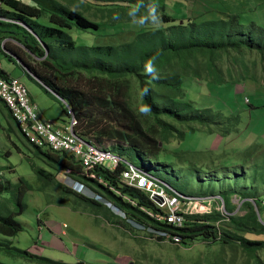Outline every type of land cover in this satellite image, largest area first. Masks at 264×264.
Returning a JSON list of instances; mask_svg holds the SVG:
<instances>
[{
	"label": "rangeland",
	"instance_id": "obj_1",
	"mask_svg": "<svg viewBox=\"0 0 264 264\" xmlns=\"http://www.w3.org/2000/svg\"><path fill=\"white\" fill-rule=\"evenodd\" d=\"M23 1L29 3V0ZM39 1L49 3V0ZM52 1L100 25L98 30H66L79 47L118 45L129 40L131 29L138 30L137 26L125 25L126 22L120 24L124 19L116 17L111 20L108 11L111 6L108 4L93 0ZM150 1L159 13L164 12L179 20H217L238 15L246 26L255 22L264 29V0ZM16 20L30 27V24L20 19ZM43 22L51 26L48 19H41L39 23L46 25ZM119 32L122 33L110 37ZM2 34L0 32V40ZM8 36L18 41L23 39L22 34ZM51 47L48 53L57 65L68 68L82 61L79 51L55 42ZM85 56H91L92 60L95 58L92 54ZM43 60L39 62L41 65ZM200 60L203 79L182 78V93L178 100L189 102L199 109H212L215 113H221L222 117L211 125L212 133H209L210 129L198 126L196 133L188 134L186 124L165 118L186 133L184 141L172 138L170 143L159 145L154 154L139 151L129 143H124L118 133L126 129L133 134L137 126H141L151 137L161 136L155 117L143 103L139 80L132 75L116 79L110 75L77 69L79 77L84 76L87 82L77 86L75 92L85 95L90 106L86 110L76 109L75 112L80 119L87 114L101 121L99 126L88 129L90 139L96 145L123 154L137 167L160 177L158 179H163L168 193L175 189L183 195L190 194L193 195L190 197L197 198L222 197L232 193L229 198L234 208L241 206L240 212L232 216L241 219L254 211L252 200L249 199L259 200L264 193V59L256 49L245 52L242 57L236 52L224 54L219 64L224 78L221 85H216L208 78L206 60L202 57ZM0 64L7 73L22 79L42 116L47 119L45 121H67L64 102L59 94L31 79L2 45ZM55 72L59 74L58 70ZM93 78L95 81L89 82ZM246 100H250L249 104H246ZM251 102L259 104V107L248 109ZM238 114L242 121L231 135L224 137L218 134L217 129L223 128ZM8 116V111L4 112L0 108V181L16 185L24 178L31 190L24 198L25 212L16 217L24 230L15 237L0 234V242H11L13 247L29 250L62 264H264V249L250 253L239 243L241 238L264 240V235L237 232L228 224L229 221H225L228 219L219 222L221 233L229 240L228 243H210L206 238L198 237L174 245L151 239L137 224H129L122 219V215L111 213L110 205L98 210L73 195L65 194L57 187V184H68V180L64 182L66 178L63 179V175H52V182L34 170L35 165L51 172L43 163L29 160V157L33 159L29 144L19 138L21 133L18 125ZM128 120L132 127L128 126ZM52 156L55 161L56 156ZM4 197L9 198L10 193L1 195L0 200ZM154 204L162 212L163 209ZM234 210L228 211L234 213ZM0 262L35 264L5 252H0Z\"/></svg>",
	"mask_w": 264,
	"mask_h": 264
},
{
	"label": "trees",
	"instance_id": "obj_2",
	"mask_svg": "<svg viewBox=\"0 0 264 264\" xmlns=\"http://www.w3.org/2000/svg\"><path fill=\"white\" fill-rule=\"evenodd\" d=\"M0 1L12 10V12H9L0 9V15H9L13 19H20L26 24H30V28L34 30L37 38L25 28L16 24L0 23V32L13 35L22 34L23 39L20 43L29 52L39 58L46 56L41 68H36L31 62L27 63L21 59L29 70L36 74L47 87L58 93L62 99L70 100L69 103L75 111L81 108L86 110L90 106V101L85 95L75 92L77 86L87 82L84 76L79 77L77 69L88 73L97 72L100 75H110L116 79L127 75L138 78L143 103L146 109L155 117L156 125L161 130V136L160 138L151 137L141 126H137L133 130V134L123 129L118 133V137L124 143H129L139 151L146 153L151 152V154H154L159 145L170 143L172 138H175L176 141L186 139V133L167 122L165 118L176 123L186 124L188 134H193L197 132L198 126L210 129L209 133H212L211 125L222 117L221 113H215L212 109H199L189 102L178 100L181 98L182 93V78L203 79L202 71L199 68L200 57L206 60L208 78L216 85H221L224 82L219 68L224 54L236 52L237 55L242 57L245 52H253L256 49L264 59V29L257 26L255 22L246 26L241 22L238 15H228L217 20L198 21L195 18L185 21L164 12L159 13L155 4L150 0H93L111 6L108 9L111 20L116 19V17L124 19L125 21H120V24L126 22L125 25L137 26L138 30L131 29L129 40L121 44L86 48L79 47L72 35L66 32V30L88 31L99 29L100 25L91 22L81 13L70 10L52 0H49V3H43L39 0H29V3L23 0ZM153 17H159L160 22L156 24ZM35 19H48V22L53 26L40 24ZM121 33L111 34L110 37ZM53 42L68 49L79 51L82 54V61L68 68L57 65V62H54L52 57L47 54V52H51ZM95 49L96 51H94ZM84 54H92L95 58L92 60L91 56L86 57ZM153 57H155L154 60ZM149 68L152 70L149 71ZM56 70L59 71V74L55 72ZM92 81H95V78L89 80V82ZM159 95H163L165 98ZM249 102L250 100L246 104H249ZM1 103L8 110V117L16 123L9 109L3 102ZM250 105L248 109L259 107V104L254 105L252 102ZM244 110L246 111L245 108ZM76 116L78 119L76 132L90 139L91 133L88 129L99 126L101 121L92 119L87 114L83 115L82 119L79 118L77 113ZM241 121L240 114L232 117L223 128L217 129L218 134L224 137L230 136ZM130 124L131 122L128 120V126ZM35 154L51 170L49 172L34 165V170L41 177L50 179L53 182L52 175L57 177L62 173L72 180L87 185L100 196V199L96 200V197L77 193L64 183L62 185L57 184V187L65 194L73 195L79 201L98 210L107 208V204L110 205V211L122 215L123 218H121L129 224L134 223L150 230L172 232L179 235L183 239V243L195 240L198 237L206 238L209 242L228 243L229 241L222 233L218 236L216 222L219 223L221 220L227 219L221 214L187 216L186 224L180 228L155 221L147 212L158 214L160 210L155 206L149 195L139 189L123 185L116 179L123 167H120L121 169L119 168L116 172H109L104 169L95 171L96 175L105 179L110 187L108 188L98 183L91 176L78 175V162L64 154L36 147ZM52 154L56 156L55 161ZM119 155L123 156L120 153ZM30 190L31 186L24 178H21L16 185L12 182L4 183L0 181V196L10 193L9 198L4 197L0 200V234L3 236L15 237L24 230L23 224L16 217L25 212L24 198ZM230 195L232 193L220 196L225 203L226 211L230 213L229 219L225 221H229L228 224L237 232L264 235V225L260 222L255 210L248 212L241 219L232 216L236 208L230 201ZM256 201L259 205V201ZM227 209L235 210L232 213ZM148 234L150 238L164 242L161 237ZM239 243L241 247L250 253L264 249V240L241 238ZM0 252L26 259L35 264H62L33 254L29 250L13 247L11 242H0ZM0 264L6 263L0 262Z\"/></svg>",
	"mask_w": 264,
	"mask_h": 264
},
{
	"label": "built area",
	"instance_id": "obj_3",
	"mask_svg": "<svg viewBox=\"0 0 264 264\" xmlns=\"http://www.w3.org/2000/svg\"><path fill=\"white\" fill-rule=\"evenodd\" d=\"M0 21L22 25L16 19L1 15ZM0 100L9 109L21 134L30 145L43 150L50 149L74 159L79 164L78 175L91 176L98 183L110 188L105 179L96 175L95 171L104 169L109 172H116L120 167H123L120 168L121 171L116 179L123 185L145 192L153 202L163 209L158 214L147 212L155 221L180 228L186 224L187 216L221 214L229 219L230 213L226 211L225 203L220 196L197 198L169 189L170 193H168L163 180L137 167L125 156L98 147L89 138L76 132L78 119L74 108L67 101L63 100L67 124L65 127H58L54 122L45 121L40 116L38 105L33 101L26 85L18 78H5L0 75ZM66 180H68L67 185L77 193L82 194L86 191V193L92 194L93 197H100L96 192H91L92 190L87 185H77L71 178ZM154 199H157L158 202ZM251 200L260 222L264 225V195L258 200L259 205L255 201L256 199ZM237 207L234 214L240 212L241 206L238 205ZM140 228L147 233L154 234L156 237H161L164 242L170 244L177 245L183 242L179 235L172 232L150 230L145 227ZM216 228L219 235H221L220 226L217 222Z\"/></svg>",
	"mask_w": 264,
	"mask_h": 264
},
{
	"label": "crops",
	"instance_id": "obj_4",
	"mask_svg": "<svg viewBox=\"0 0 264 264\" xmlns=\"http://www.w3.org/2000/svg\"><path fill=\"white\" fill-rule=\"evenodd\" d=\"M0 9H2V10H6V11H9V12H12V10H10L7 6H5L1 1H0ZM1 16H5V17H7V18H11L9 15H1ZM13 19V18H12ZM38 23L39 22H41V19H35ZM0 23H7V22H3V21H0ZM44 24H46L45 22H43ZM49 23V22H48ZM8 24H12V23H8ZM41 24V23H40ZM50 24V23H49ZM17 25V24H16ZM24 25L25 24H23L22 23V25H18V26H23L24 27ZM47 25V24H46ZM51 25V24H50ZM26 26V25H25ZM47 26H49V25H47ZM51 26H53V25H51ZM27 27V26H26ZM25 28V27H24ZM29 28V32L35 37V38H37V35H36V33L34 32V30L33 29H31L30 27H28ZM26 29V28H25ZM2 34V33H1ZM3 35V38L0 40V45H2L3 46V48L6 50V52L8 53V54H10L12 57H14L18 62H19V64L21 65V67H22V69H24L28 74H29V77L31 78V79H33V80H36V81H39L43 86H45V87H47L45 84H44V82L42 81V80H40L39 79V77L36 75V74H34L33 72H31L30 70H29V68L26 66V64L24 63V61L23 60H25L27 63H29V62H31L32 63V65L34 64V65H38V67H36V68H41V64L39 63L41 60H43V59H45V57L46 56H44V57H41V58H39V57H37V56H35L34 54H32L31 52H29L28 51V49L27 48H25L24 46H23V44L22 43H20V41H18L17 39H15V38H13V37H10V36H8L9 34L8 33H3L2 34ZM7 40V41H6ZM6 41V42H5ZM5 42V44L3 45V43ZM52 45V44H51ZM51 49H52V47H51ZM21 50V51H20ZM47 54H49L48 52H47ZM23 60H22V59ZM52 59H53V57H52ZM33 65V66H34ZM35 67V66H34ZM0 75L1 76H3V77H5V78H18V79H20L21 81H22V79L21 78H19V77H15V76H12L11 74H9V73H7V71H5L4 69H3V65H1L0 64ZM23 82V81H22ZM30 92V91H29ZM54 93H56L55 91H53ZM244 93V92H243ZM245 94V93H244ZM30 95H31V93H30ZM31 97H32V95H31ZM59 97L62 99V97L59 95ZM32 99H33V101L35 102V100H34V98L32 97ZM62 100H64V99H62ZM65 101H67V100H65ZM2 102V101H1ZM0 102V108H1V110L2 111H8L5 107H4V105L2 104ZM36 103V102H35ZM37 104V103H36ZM38 108H39V106H38ZM39 113H40V116L44 119V120H47V119H45L43 116H42V114H41V112H40V108H39ZM6 117V116H5ZM6 120H7V117H6ZM8 121V120H7ZM55 124H56V126H58V127H65L66 126V124H67V121H66V119H59V121L58 120H54L53 121ZM2 126V125H1ZM3 127H5V126H3ZM21 135V134H20ZM19 138L20 139H22L23 141H26V143H28V141L21 135V137L19 136ZM29 144V143H28ZM29 148H30V150L32 151V156H33V159H31V157H29V160H32L33 162H35V163H37L38 164V162H41V163H43L38 157L39 156H37V154H35V148H34V146H32V145H30L29 144ZM44 164V163H43ZM60 175H63L64 177H63V179L64 178H70V177H68L67 175H65V174H59L57 177H59ZM65 179V180H66ZM64 180V181H65ZM79 184H83V183H81V182H79V181H77ZM63 183V182H62ZM264 195V193L259 197V199L262 197ZM91 197V196H90ZM251 199H255V198H251ZM251 199H249V200H251ZM111 212V211H110ZM112 213V212H111ZM110 215H114V214H110ZM115 216V215H114ZM124 231H126L127 232V230L126 229H124ZM130 232V231H129ZM218 236H220L219 234H218ZM153 239V238H152ZM210 243H212V242H210ZM81 264H85V263H81Z\"/></svg>",
	"mask_w": 264,
	"mask_h": 264
},
{
	"label": "clouds",
	"instance_id": "obj_5",
	"mask_svg": "<svg viewBox=\"0 0 264 264\" xmlns=\"http://www.w3.org/2000/svg\"><path fill=\"white\" fill-rule=\"evenodd\" d=\"M143 19H144V17L141 19L142 22H143ZM153 20L155 21L156 24H158V23L160 22V21H159V17H153ZM154 59H155V57H153V60H154ZM151 70H152V69L149 68V71H151ZM74 182L77 183V185L79 184V183H78L77 181H75V180H74ZM82 194H84V195H86V196H91V197H93L92 194L86 193V191H85L84 193H82ZM95 199H96V200H97V199H100V197H96Z\"/></svg>",
	"mask_w": 264,
	"mask_h": 264
},
{
	"label": "water",
	"instance_id": "obj_6",
	"mask_svg": "<svg viewBox=\"0 0 264 264\" xmlns=\"http://www.w3.org/2000/svg\"><path fill=\"white\" fill-rule=\"evenodd\" d=\"M24 27H25L27 30H29V28H28V27H26L25 25H24ZM154 200L158 202V200H157V199H154Z\"/></svg>",
	"mask_w": 264,
	"mask_h": 264
},
{
	"label": "bare ground",
	"instance_id": "obj_7",
	"mask_svg": "<svg viewBox=\"0 0 264 264\" xmlns=\"http://www.w3.org/2000/svg\"><path fill=\"white\" fill-rule=\"evenodd\" d=\"M91 192H93V191H91ZM94 193V192H93Z\"/></svg>",
	"mask_w": 264,
	"mask_h": 264
}]
</instances>
